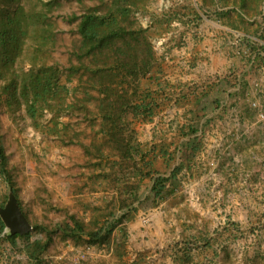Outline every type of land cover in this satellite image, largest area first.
<instances>
[{"label":"rangeland","instance_id":"obj_1","mask_svg":"<svg viewBox=\"0 0 264 264\" xmlns=\"http://www.w3.org/2000/svg\"><path fill=\"white\" fill-rule=\"evenodd\" d=\"M112 1L22 0L11 7L0 5L5 10L34 8L43 16L41 23H32L28 29L15 65L17 73L28 71L32 63L39 66L45 62L63 72V82L70 89V110L45 111L33 119L25 105L9 103L2 89L5 82L0 80V146L7 170L21 212L33 227L45 230H32L30 244L51 237L41 257L43 264H264V158L240 169L245 180L252 168V205L246 208L231 196V171L223 174L224 180L228 179L225 184L203 183L200 174L205 167L186 165L185 157L176 151L184 142L179 127L194 121L186 110L196 106L191 98H176L178 78L186 75L180 65L185 62L184 50L191 40L209 39L214 30L223 35L222 28L238 33L246 48L261 50L251 39L264 43V0H138L137 9L123 24L146 29L154 46L151 77L140 84L153 93L156 107L150 120L130 118L129 129L120 127L124 134L117 140L124 142L123 149L125 145L128 148V142L138 149L134 159L124 158L116 143L107 139L99 116V95L91 87L96 80L86 69L105 61L112 64L113 54L99 56L96 62L77 57L82 50L80 18L90 11L106 14ZM42 23L51 26L53 36L39 51ZM72 67L78 71L72 73ZM195 111L200 118L199 109ZM203 139L204 135H199L198 142ZM151 161L152 169L145 166ZM179 167L175 179L166 182L170 194L163 199L152 193V179L142 178L143 171L149 169L155 177L169 178ZM12 196L0 176V211ZM124 215L123 223L101 243L85 236L65 237L62 232L72 231L71 217L86 232H97ZM6 232L9 229L3 235ZM26 245L21 239L16 247L4 242L0 264H26Z\"/></svg>","mask_w":264,"mask_h":264},{"label":"trees","instance_id":"obj_2","mask_svg":"<svg viewBox=\"0 0 264 264\" xmlns=\"http://www.w3.org/2000/svg\"><path fill=\"white\" fill-rule=\"evenodd\" d=\"M20 1L22 0H0V5L6 8ZM137 2L138 0H113L112 9L106 14L90 11L80 18L78 25V33L82 38L81 55L77 56L80 61L92 59L96 62L99 56L102 58L109 53L113 54L112 64L105 61L94 69H86L90 72L93 81L96 80V84L91 87L96 89L99 95L98 110L105 125L106 137L109 141L116 143V149L123 153L124 158L131 159L135 158L138 149L133 148L131 142H128V148L126 145L124 149L122 148L124 142L120 143L117 140L119 135L124 134V130H120V127L129 129L132 125L130 118L133 121L150 120L156 107L153 93L146 91L140 84L142 79L151 77L149 75L155 61L154 46L146 35V29L131 28L123 24L134 13V9H137ZM5 8L0 9V80L5 82L2 89L9 103L18 107L25 105L28 115L33 119L45 111L64 113L70 110L71 106L68 105L70 89L64 84L62 79L64 75L59 68L48 66L43 62L39 66L32 63L26 72L17 73L15 70L17 60L22 55L30 25L41 23L43 19L41 11H33L34 8L26 11L20 6L11 10H5ZM42 24L44 26L40 28V37L37 39L39 51L51 42L53 36L51 26ZM74 70L78 71L75 67L70 69L72 73ZM197 132L198 124L182 128L181 136L185 140L182 145L177 146L176 151L179 154L187 158L194 157L199 147L198 138L195 136ZM140 157L145 161L146 154L142 153ZM145 166L152 169L154 163L151 161ZM180 167L173 170L169 178L155 177L152 175L154 171L150 169L143 171L145 174L142 178L150 177L153 183L152 193L163 199L170 194L169 190H165L166 182L175 179ZM0 176L18 202V192L7 170V159L2 146H0ZM132 197L133 200L136 199V196ZM125 218L126 215L97 232H86L83 225L71 217L72 231L65 229L62 232L65 237L85 236L89 241L101 243L112 235ZM6 229L0 216V250L4 242L16 247L17 240L21 239L27 243L26 264H43L41 257L46 253L51 242L50 236L44 243L36 241L30 244V234L19 235L6 232L3 235ZM32 230L45 231L38 226H32Z\"/></svg>","mask_w":264,"mask_h":264},{"label":"crops","instance_id":"obj_3","mask_svg":"<svg viewBox=\"0 0 264 264\" xmlns=\"http://www.w3.org/2000/svg\"><path fill=\"white\" fill-rule=\"evenodd\" d=\"M222 30L223 35L214 30L209 39L201 36L200 42L191 40L189 49L183 52L185 62L180 65L186 75L178 78L181 82L178 80L176 98H191L196 106L186 110L194 121L181 125L178 132L181 135L182 128L199 124L195 136L204 135V139L199 141L194 157H185V164L205 167L200 174L203 183L213 180L225 184L228 179L224 180L223 174L231 171L228 177L234 186L232 198L237 199L236 203L240 201V206L250 208L252 168L245 180L240 169L264 158V123L258 118V110L264 106V44L252 37L253 43L262 48L250 50L238 33ZM254 103L257 108H253ZM195 109H199L200 118ZM242 181L244 186L239 185Z\"/></svg>","mask_w":264,"mask_h":264},{"label":"water","instance_id":"obj_4","mask_svg":"<svg viewBox=\"0 0 264 264\" xmlns=\"http://www.w3.org/2000/svg\"><path fill=\"white\" fill-rule=\"evenodd\" d=\"M0 216L11 234L26 235L32 231V225L21 212L20 207L13 196L8 205L0 211Z\"/></svg>","mask_w":264,"mask_h":264},{"label":"built area","instance_id":"obj_5","mask_svg":"<svg viewBox=\"0 0 264 264\" xmlns=\"http://www.w3.org/2000/svg\"><path fill=\"white\" fill-rule=\"evenodd\" d=\"M252 40V39H251ZM253 41V40H252ZM263 43V42H262ZM264 44V43H263ZM253 108H257V105L254 103L252 104ZM258 118L260 122L264 123V108L258 110Z\"/></svg>","mask_w":264,"mask_h":264}]
</instances>
